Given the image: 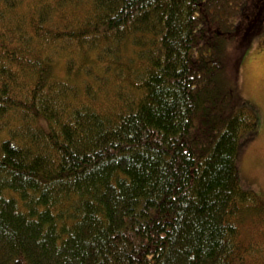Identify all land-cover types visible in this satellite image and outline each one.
Segmentation results:
<instances>
[{
	"label": "trees",
	"instance_id": "16d2710c",
	"mask_svg": "<svg viewBox=\"0 0 264 264\" xmlns=\"http://www.w3.org/2000/svg\"><path fill=\"white\" fill-rule=\"evenodd\" d=\"M263 24L264 0H0V264H264L228 53Z\"/></svg>",
	"mask_w": 264,
	"mask_h": 264
},
{
	"label": "rangeland",
	"instance_id": "374dc122",
	"mask_svg": "<svg viewBox=\"0 0 264 264\" xmlns=\"http://www.w3.org/2000/svg\"><path fill=\"white\" fill-rule=\"evenodd\" d=\"M244 41V37H237L234 47L229 46L228 53L235 52L238 55L242 53L237 74L238 96L240 102L252 109L257 123L254 130L240 139L237 168L240 186L251 190L261 202H264V24L261 32L251 38L243 51L241 47ZM127 52L133 50L129 49ZM57 60L51 71V77L65 80V59Z\"/></svg>",
	"mask_w": 264,
	"mask_h": 264
}]
</instances>
